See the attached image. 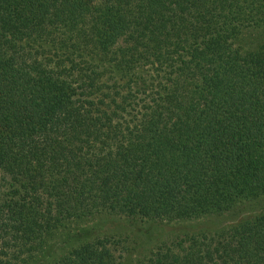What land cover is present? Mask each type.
Listing matches in <instances>:
<instances>
[{
  "label": "trees",
  "instance_id": "obj_1",
  "mask_svg": "<svg viewBox=\"0 0 264 264\" xmlns=\"http://www.w3.org/2000/svg\"><path fill=\"white\" fill-rule=\"evenodd\" d=\"M109 218L264 264V0H0V264H119Z\"/></svg>",
  "mask_w": 264,
  "mask_h": 264
},
{
  "label": "rangeland",
  "instance_id": "obj_2",
  "mask_svg": "<svg viewBox=\"0 0 264 264\" xmlns=\"http://www.w3.org/2000/svg\"><path fill=\"white\" fill-rule=\"evenodd\" d=\"M108 221L107 230L123 237L115 251L117 256L121 255L119 264H136L161 243L180 234V224L177 223L162 227L159 234L154 235L146 224L119 218H109Z\"/></svg>",
  "mask_w": 264,
  "mask_h": 264
}]
</instances>
